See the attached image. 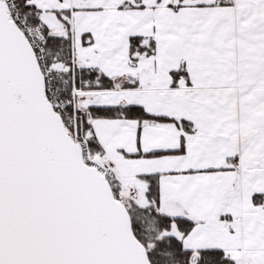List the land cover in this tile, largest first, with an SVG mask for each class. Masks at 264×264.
<instances>
[{"label":"snow or ice","instance_id":"obj_1","mask_svg":"<svg viewBox=\"0 0 264 264\" xmlns=\"http://www.w3.org/2000/svg\"><path fill=\"white\" fill-rule=\"evenodd\" d=\"M0 264H264V0H0Z\"/></svg>","mask_w":264,"mask_h":264}]
</instances>
